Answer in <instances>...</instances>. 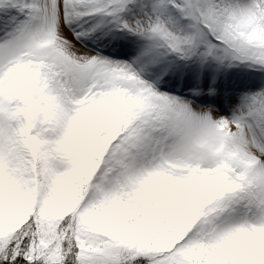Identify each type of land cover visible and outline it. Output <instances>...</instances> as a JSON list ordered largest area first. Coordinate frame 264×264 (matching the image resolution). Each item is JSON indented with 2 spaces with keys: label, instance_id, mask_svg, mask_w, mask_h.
<instances>
[{
  "label": "snow or ice",
  "instance_id": "1",
  "mask_svg": "<svg viewBox=\"0 0 264 264\" xmlns=\"http://www.w3.org/2000/svg\"><path fill=\"white\" fill-rule=\"evenodd\" d=\"M0 264H264V0H0Z\"/></svg>",
  "mask_w": 264,
  "mask_h": 264
},
{
  "label": "rangeland",
  "instance_id": "2",
  "mask_svg": "<svg viewBox=\"0 0 264 264\" xmlns=\"http://www.w3.org/2000/svg\"><path fill=\"white\" fill-rule=\"evenodd\" d=\"M232 71H246V69L240 68V69H233Z\"/></svg>",
  "mask_w": 264,
  "mask_h": 264
},
{
  "label": "bare ground",
  "instance_id": "3",
  "mask_svg": "<svg viewBox=\"0 0 264 264\" xmlns=\"http://www.w3.org/2000/svg\"><path fill=\"white\" fill-rule=\"evenodd\" d=\"M247 71V70H246ZM234 72H244V71H234Z\"/></svg>",
  "mask_w": 264,
  "mask_h": 264
}]
</instances>
